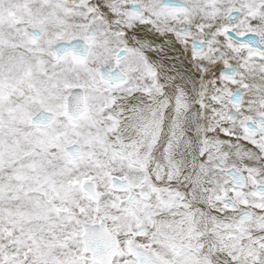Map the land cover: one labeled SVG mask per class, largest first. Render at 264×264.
I'll return each mask as SVG.
<instances>
[{"label":"snow or ice","instance_id":"snow-or-ice-1","mask_svg":"<svg viewBox=\"0 0 264 264\" xmlns=\"http://www.w3.org/2000/svg\"><path fill=\"white\" fill-rule=\"evenodd\" d=\"M0 264H264V0H0Z\"/></svg>","mask_w":264,"mask_h":264}]
</instances>
